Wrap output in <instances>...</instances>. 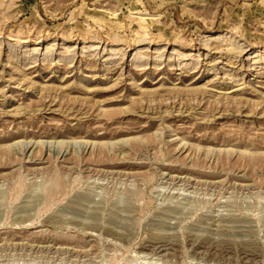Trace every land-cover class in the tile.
<instances>
[{
    "label": "rangeland",
    "instance_id": "1",
    "mask_svg": "<svg viewBox=\"0 0 264 264\" xmlns=\"http://www.w3.org/2000/svg\"><path fill=\"white\" fill-rule=\"evenodd\" d=\"M0 264H264V0H0Z\"/></svg>",
    "mask_w": 264,
    "mask_h": 264
}]
</instances>
